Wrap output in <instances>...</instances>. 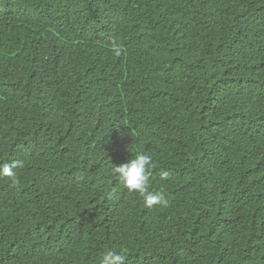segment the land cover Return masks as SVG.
Returning <instances> with one entry per match:
<instances>
[{
  "label": "trees",
  "instance_id": "16d2710c",
  "mask_svg": "<svg viewBox=\"0 0 264 264\" xmlns=\"http://www.w3.org/2000/svg\"><path fill=\"white\" fill-rule=\"evenodd\" d=\"M137 154L167 206L113 173ZM17 161L0 264H264V0H0Z\"/></svg>",
  "mask_w": 264,
  "mask_h": 264
},
{
  "label": "clouds",
  "instance_id": "9594fccd",
  "mask_svg": "<svg viewBox=\"0 0 264 264\" xmlns=\"http://www.w3.org/2000/svg\"><path fill=\"white\" fill-rule=\"evenodd\" d=\"M21 162H14L12 165H3L0 167V175L11 176L13 182H16L15 175L12 171L13 167L20 166ZM112 171L117 176L119 182L129 193H138L143 197L146 208L153 206H167V199L160 193H153L148 190L147 182L149 180V170L154 168L152 157L146 154H137L127 163L120 165L112 164ZM168 172H162L161 178L167 179ZM125 256L122 252L114 250L106 251L102 257L100 264H124Z\"/></svg>",
  "mask_w": 264,
  "mask_h": 264
}]
</instances>
